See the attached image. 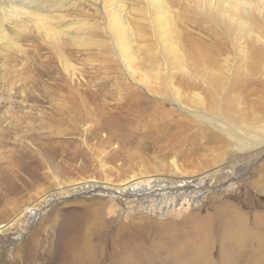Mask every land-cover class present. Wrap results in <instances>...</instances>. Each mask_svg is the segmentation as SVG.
I'll list each match as a JSON object with an SVG mask.
<instances>
[{"label":"rangeland","instance_id":"rangeland-1","mask_svg":"<svg viewBox=\"0 0 264 264\" xmlns=\"http://www.w3.org/2000/svg\"><path fill=\"white\" fill-rule=\"evenodd\" d=\"M258 29L254 43L264 50ZM236 37L241 48V31ZM22 44L26 52L0 56V225L13 224L0 232V264H237L264 242L256 219L264 217V153L234 151L225 136L186 112L204 109L195 91L179 87L178 71L125 73L112 54L73 48L71 69L64 70L42 46L33 53ZM237 53L235 65L243 55ZM235 69L229 79L237 77L235 92L227 85L215 98L220 108L209 112L238 131L259 127L253 134L262 137L264 66L256 75ZM173 87L186 111L170 97ZM227 94L236 121L223 112ZM45 97L53 99L45 104ZM147 175L150 190L141 188ZM133 176L140 183L121 190ZM121 239L136 245L138 256L121 250ZM201 246L204 255L195 257ZM83 247L92 249L90 258L76 254Z\"/></svg>","mask_w":264,"mask_h":264},{"label":"bare ground","instance_id":"bare-ground-1","mask_svg":"<svg viewBox=\"0 0 264 264\" xmlns=\"http://www.w3.org/2000/svg\"><path fill=\"white\" fill-rule=\"evenodd\" d=\"M257 28L264 29V0H0V56L5 57L9 54L11 57L12 54L26 52L28 46L22 44L26 41L27 45L32 46L33 53L38 52L42 46V49L45 48L50 54L57 56L64 70L71 69L69 64L71 55L68 51H72V48L76 54L89 52L91 54L88 55L92 56L95 51L106 56L112 54L118 59L125 73H135L139 71L138 67L155 70L158 73L163 69L167 77L166 70L168 73L173 68L175 72L180 73L176 78L179 87L195 91L194 97L201 104V109H204L186 111L179 105L182 100L180 89L173 87L170 97L181 110L189 112L195 119L204 121L216 129L233 143L234 151L247 154L258 150L256 153L261 155L264 153V136L262 134V137H256L253 134L259 127L245 124L238 131L233 126L235 122L230 123L228 119L220 118L218 113L209 112L210 109L217 107L215 98H220L227 85L230 86L228 93L235 92L237 77L229 81L232 77L230 76L232 68H236L239 73L245 66L249 74L251 72L256 75L264 66V50L254 43L261 39L256 32ZM239 31L244 41L241 48L236 41ZM237 51L243 55L242 61L235 65ZM5 60L2 62L3 66ZM38 63H41L39 66L46 68L47 63L44 61L36 62V65ZM51 68L47 70H52ZM155 79L159 80L158 84L162 82L159 77ZM68 84L63 83L65 87H68ZM201 88L207 94L206 99L197 91ZM192 95L188 94L186 98L192 99ZM225 98L222 99L225 104L223 112L236 121L237 118L228 111L233 107L234 97L227 94ZM45 99L46 104L47 100L49 102L53 98ZM258 118L256 120L259 122ZM111 123L112 121L110 125ZM232 168L230 175L235 176V167ZM172 169L177 171L173 161ZM139 178L133 176L119 184V187L121 190H134V184L140 183L136 184L134 180ZM141 178L145 181L143 185H147L141 188L150 190L152 176ZM90 182L91 185L97 183L94 180ZM80 183L89 185L87 182L76 184ZM208 186L209 183L206 187ZM101 187L108 188L107 185ZM255 187L259 188V185ZM28 208L30 209L26 207L24 210ZM256 219L259 220L257 233L264 238V217ZM11 224L0 225V232L11 227ZM122 239L121 243L118 241L120 249L131 251L133 256H138L133 253L137 246L129 248L131 244L126 240L124 243ZM84 248L76 254L81 256L80 258L85 255L86 258H90L92 249ZM193 251L195 257L203 256L205 248L195 247ZM179 252L178 256H175L177 259H181ZM76 254H72L73 257ZM132 254L128 255L132 257ZM75 258L78 260L77 256ZM119 259L126 261L123 255ZM237 264H264V242H259L255 249L249 250L244 263Z\"/></svg>","mask_w":264,"mask_h":264}]
</instances>
